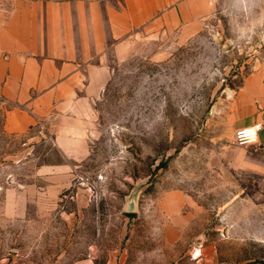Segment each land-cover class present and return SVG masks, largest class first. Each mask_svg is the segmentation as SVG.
<instances>
[{
	"label": "rangeland",
	"instance_id": "374dc122",
	"mask_svg": "<svg viewBox=\"0 0 264 264\" xmlns=\"http://www.w3.org/2000/svg\"><path fill=\"white\" fill-rule=\"evenodd\" d=\"M30 1L93 4L104 31L130 14L129 0H0V21ZM150 22L109 41L72 156L51 132H8L0 97V264H264L262 149L232 127L264 69V0H211L193 34Z\"/></svg>",
	"mask_w": 264,
	"mask_h": 264
},
{
	"label": "crops",
	"instance_id": "0c3cea01",
	"mask_svg": "<svg viewBox=\"0 0 264 264\" xmlns=\"http://www.w3.org/2000/svg\"><path fill=\"white\" fill-rule=\"evenodd\" d=\"M210 4L211 0H129L123 31H117L114 12L108 13L104 31L93 4L87 9L67 1L19 4L0 21V97L10 105L5 129L24 133L37 127L51 132L53 144L67 156L84 149L93 103L111 77L109 41L129 37L132 27L147 21L156 29L193 34ZM235 107L233 128L264 122V69L245 77ZM256 142L263 158L258 170L264 172V130ZM77 264L95 262L84 259Z\"/></svg>",
	"mask_w": 264,
	"mask_h": 264
},
{
	"label": "built area",
	"instance_id": "2783aa9c",
	"mask_svg": "<svg viewBox=\"0 0 264 264\" xmlns=\"http://www.w3.org/2000/svg\"><path fill=\"white\" fill-rule=\"evenodd\" d=\"M264 130V122H258L246 127L237 128L234 131V141L238 145L251 144L257 141L260 131Z\"/></svg>",
	"mask_w": 264,
	"mask_h": 264
}]
</instances>
